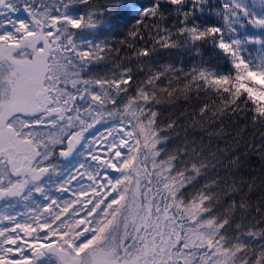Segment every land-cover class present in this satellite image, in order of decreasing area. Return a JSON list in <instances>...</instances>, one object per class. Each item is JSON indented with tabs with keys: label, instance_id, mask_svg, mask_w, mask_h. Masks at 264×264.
I'll return each instance as SVG.
<instances>
[{
	"label": "snow or ice",
	"instance_id": "snow-or-ice-1",
	"mask_svg": "<svg viewBox=\"0 0 264 264\" xmlns=\"http://www.w3.org/2000/svg\"><path fill=\"white\" fill-rule=\"evenodd\" d=\"M121 17L134 23L117 46L100 29ZM125 49L109 73L86 75ZM158 49L199 59L155 67ZM193 87L219 104L188 118L211 111L217 136L240 113L264 126V0H0V264H264V191L251 202L264 179L234 178L239 148H167L178 125L161 124V97ZM245 147L264 161V137Z\"/></svg>",
	"mask_w": 264,
	"mask_h": 264
},
{
	"label": "trees",
	"instance_id": "trees-1",
	"mask_svg": "<svg viewBox=\"0 0 264 264\" xmlns=\"http://www.w3.org/2000/svg\"><path fill=\"white\" fill-rule=\"evenodd\" d=\"M107 0H93V3L104 5ZM141 3L147 4L149 0H140ZM218 3V0H217ZM71 11L73 14L84 12L85 8L82 5L76 4L72 6ZM22 17V16H21ZM105 19H108L105 17ZM202 19L209 20L213 23H222V18L217 17H202ZM171 19L168 20V24H171ZM134 23V19L129 17H121L119 22L112 25H104L100 29L101 38L107 37L114 45L118 46V41L123 38L124 32ZM143 41L138 43V46H143ZM130 55L127 49L122 51L119 55L113 54V56L105 61L93 64L91 70L86 74L87 76L100 75L103 76L109 73V70L114 67L115 64L121 62V58ZM203 55L205 58L209 59V62L213 65L219 66L221 71H228L230 65L224 59H217V57L211 52L210 47H205L203 50ZM199 58L194 57L189 54L187 50H172L166 51L158 49L156 54L149 61L155 67H164L167 65H173L175 68L183 67L185 72H188L189 69L193 66ZM124 63H127L125 60ZM132 66L136 68V64L133 63ZM144 74L140 73L137 75L136 79H143ZM175 77L172 73H168L165 77V80H173ZM180 87H183L181 83ZM163 103L159 106V111L161 113L160 122L161 124H166L169 119H175L177 121V128L174 131L166 132L165 135L170 137V140L167 144L169 150L175 149L177 147H183L185 144H188L189 147L194 146L192 144L195 141V146H201L206 150V153L215 152L217 148H228L235 149L239 148V151L236 152V155L242 157L243 167L236 173L235 179H244L250 180L253 176L257 177V183L259 184L261 179H264V161H261L258 153L250 152L246 144H255L259 145L262 143V137H264V126L260 124L253 125L251 117L248 116L245 118L243 113H240L234 119H226L224 121V132L225 135L217 136L216 134L220 132L221 125L216 123L211 116V111L209 114L202 119L197 117L195 121L189 119V116L194 115L198 112L199 106L204 102L208 101L211 104H219V101L215 99V94L209 91L201 89L199 92L193 87L191 95L187 98L182 95L176 100L175 103H172L167 99V97L162 96ZM175 99V98H174ZM215 110L214 108L212 109ZM243 129L242 138L238 143H233V138ZM221 177L224 176L223 170H218ZM217 175L216 172L209 171V174L202 178L199 181V184L196 185L197 188L200 185L212 180ZM232 178H229L231 182ZM264 187L258 188L251 197V202L253 205L260 198ZM238 199V197H237Z\"/></svg>",
	"mask_w": 264,
	"mask_h": 264
},
{
	"label": "rangeland",
	"instance_id": "rangeland-1",
	"mask_svg": "<svg viewBox=\"0 0 264 264\" xmlns=\"http://www.w3.org/2000/svg\"><path fill=\"white\" fill-rule=\"evenodd\" d=\"M17 15L19 17L22 16V17L26 18V14L23 13L22 11L20 13H18ZM252 54H253V56L256 55V52H255L254 49L252 50ZM97 130L100 131V132H103L104 131V127L97 126ZM53 195L55 196V195H59V194L56 193L55 191H53ZM4 204H5V201H0V211H3L4 210ZM13 204H14V207L9 208L8 209L9 212H12L13 214H15V213H20V214L28 213V208H26L24 206V202H19V203L13 202ZM26 218H27L26 216H23L22 215L21 217H18V222L19 223H24L25 220H26Z\"/></svg>",
	"mask_w": 264,
	"mask_h": 264
},
{
	"label": "flooded vegetation",
	"instance_id": "flooded-vegetation-1",
	"mask_svg": "<svg viewBox=\"0 0 264 264\" xmlns=\"http://www.w3.org/2000/svg\"><path fill=\"white\" fill-rule=\"evenodd\" d=\"M19 13H20V12H19ZM17 14H18V13H17ZM17 14H16V15H17Z\"/></svg>",
	"mask_w": 264,
	"mask_h": 264
}]
</instances>
